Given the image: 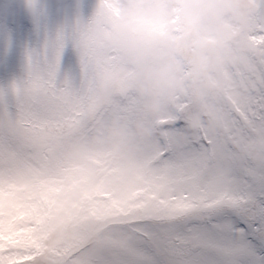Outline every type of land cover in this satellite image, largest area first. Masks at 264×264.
Masks as SVG:
<instances>
[{"label": "rangeland", "instance_id": "1", "mask_svg": "<svg viewBox=\"0 0 264 264\" xmlns=\"http://www.w3.org/2000/svg\"><path fill=\"white\" fill-rule=\"evenodd\" d=\"M42 2L50 20L59 21L71 15L75 0ZM21 5L0 0V26L12 41L4 56L0 32V83L20 75L26 47L42 43ZM185 10L193 26L198 17L218 42L215 49L176 42L191 40ZM241 12L247 16L238 31ZM255 32L250 0H103L80 46L114 71L119 95L132 97L135 107L129 115L93 119L74 134L64 172L36 201L35 228L20 238L36 245L31 264H100L126 211V188L151 174L149 145L171 136L206 143L212 151L199 169L205 177L226 174L241 161L264 165V116L255 110L264 90V55L250 42ZM160 73L176 84L157 98L147 89ZM12 198L0 199V207Z\"/></svg>", "mask_w": 264, "mask_h": 264}, {"label": "snow or ice", "instance_id": "2", "mask_svg": "<svg viewBox=\"0 0 264 264\" xmlns=\"http://www.w3.org/2000/svg\"><path fill=\"white\" fill-rule=\"evenodd\" d=\"M103 0H75L71 15L51 21L42 0H22L42 43L26 47L20 75L0 83V264H31L36 247L21 243L35 228L36 201L64 172L74 134L89 121L134 110L117 76L80 46ZM253 47L264 55V0H250ZM4 35L7 56L11 37ZM264 116V90L256 100ZM182 127L177 122L175 129ZM212 149L168 137L146 147L145 179L126 188V211L100 264H264V165L241 161L205 177Z\"/></svg>", "mask_w": 264, "mask_h": 264}, {"label": "clouds", "instance_id": "3", "mask_svg": "<svg viewBox=\"0 0 264 264\" xmlns=\"http://www.w3.org/2000/svg\"><path fill=\"white\" fill-rule=\"evenodd\" d=\"M190 2L196 3L198 5L199 0H190ZM181 6L184 7V5ZM208 11H212L211 4L208 5ZM183 15L185 16V32L187 36L191 37V40L189 41L187 38H177L176 42L179 43L181 47H185L189 43L193 48L197 49H215L218 46V42L213 38V36L200 27L198 17L197 23L193 26L189 22V14L186 10L183 12ZM246 16L247 14L243 12L237 14V22L239 26L238 31L243 29L245 26ZM197 59H199V55L197 56ZM175 84L176 81L174 77L160 73L149 82L147 90L153 97L159 98L162 97L166 92L171 91L175 87Z\"/></svg>", "mask_w": 264, "mask_h": 264}]
</instances>
